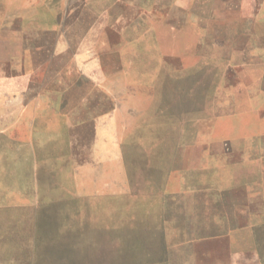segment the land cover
Returning a JSON list of instances; mask_svg holds the SVG:
<instances>
[{
	"label": "rangeland",
	"instance_id": "obj_1",
	"mask_svg": "<svg viewBox=\"0 0 264 264\" xmlns=\"http://www.w3.org/2000/svg\"><path fill=\"white\" fill-rule=\"evenodd\" d=\"M25 1L37 111L0 137V264H264V0ZM226 207L251 211L229 242Z\"/></svg>",
	"mask_w": 264,
	"mask_h": 264
},
{
	"label": "crops",
	"instance_id": "obj_2",
	"mask_svg": "<svg viewBox=\"0 0 264 264\" xmlns=\"http://www.w3.org/2000/svg\"><path fill=\"white\" fill-rule=\"evenodd\" d=\"M25 3V0H0V137L10 136L12 128L22 126L28 116L32 117L30 112L37 111L29 100L38 95V8L27 19ZM33 64L34 68L30 66ZM237 185L250 190L248 182ZM240 214L246 218L245 222H236L234 215ZM250 217L249 207L241 212L232 207L231 213L226 207L223 215L214 217V222L222 227L211 238L229 242L235 232L250 226Z\"/></svg>",
	"mask_w": 264,
	"mask_h": 264
}]
</instances>
